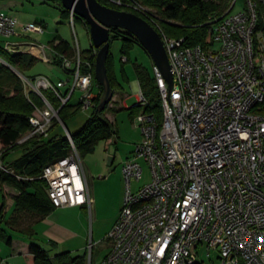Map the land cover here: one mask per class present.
<instances>
[{"label":"built area","instance_id":"1","mask_svg":"<svg viewBox=\"0 0 264 264\" xmlns=\"http://www.w3.org/2000/svg\"><path fill=\"white\" fill-rule=\"evenodd\" d=\"M110 1L133 9L159 32L173 84L170 89L153 63L163 119L159 122L149 112L136 117L143 139L123 165L124 203L105 237L109 252L100 264H194L202 246L225 264H264V0H246L238 10L233 0L227 12L211 20L207 44L193 46L184 44V37L167 35L161 19L139 1ZM75 15L71 10V25ZM20 26L23 31H44L40 23H21L0 10V34L16 35ZM75 37V57L49 54L34 41L5 43L9 52L28 51L51 62L59 55L68 75L58 81L22 76L27 92L43 104L29 99L34 106L31 130L19 142L47 136L55 121L63 123L60 110L77 90L82 93L81 110L96 107L94 68L82 58ZM122 61H127L125 55ZM137 88L136 105L147 104L139 84ZM67 136L73 151L44 168L49 197L57 208L91 205L82 159ZM142 161L151 181L133 191L132 180L144 178ZM0 168L13 171L1 159Z\"/></svg>","mask_w":264,"mask_h":264},{"label":"trees","instance_id":"2","mask_svg":"<svg viewBox=\"0 0 264 264\" xmlns=\"http://www.w3.org/2000/svg\"><path fill=\"white\" fill-rule=\"evenodd\" d=\"M54 1H56L60 9L62 17L68 20L70 18V10L64 8L61 0ZM99 1L113 8L137 13L131 8L116 5L110 0ZM136 1L155 10L152 9L161 19V27L167 35L178 39L184 37V44L190 46L197 44L206 45L211 36V20L227 12L232 4L230 0ZM78 19H81L89 29L86 21L77 15H75L74 23ZM117 36L122 37V55H125L128 61L130 49L134 44H141L137 37L124 29H112L111 39ZM49 46L57 54H65L70 57L75 54V51L71 50L69 42L62 38L60 34L55 35L49 42ZM93 50L94 47L92 46L90 49L82 51V55L84 59L91 61L95 79L96 55L93 54ZM0 56L22 75H24L23 72L25 70L30 69L39 60V58L29 52H9L2 45H0ZM55 58L57 59L54 60V63L62 67L60 56L56 55ZM83 69L85 70V68ZM107 69L114 89L119 84L116 81L111 52H109L107 57ZM135 71L142 94L148 101L147 104L135 106L142 107L143 112L154 113L158 121L161 122L163 119V106L155 73L151 74L147 68L141 65H136ZM95 81L98 83L96 79ZM97 88L99 90L98 105L103 87L98 83ZM45 94L50 101H56L49 92ZM29 99L36 104H43V101L34 92L26 91L23 78L16 71L6 64H1L0 159L13 171H5L0 168V187L3 190L2 186H8L15 191L11 197L14 202V211L9 219L4 217L8 207V199L10 198L5 190H3L5 201L0 207V240H4L7 244H12L13 240L12 235L7 230L27 233L28 235L34 234L31 225L28 227L24 226L25 220H27V216L25 217L24 214L33 213L37 220H40L57 208L49 197L47 191L48 183L42 175L46 166L67 157L73 151L67 135L51 136V132L59 126L58 121L54 122L47 136H32L19 142L31 130L30 116L34 111V106ZM54 105L59 107L60 103H54ZM97 105L93 108V113L85 124L76 133L70 134L81 158L84 154L93 152L101 139L109 140L116 133L102 117L109 104L103 111L96 113ZM80 110L79 101L76 105L68 103L61 108L60 117L65 122V117ZM18 148L24 150L23 155L13 162H6L7 155ZM4 224L7 226L6 228L3 227ZM25 259L26 264H88L87 252L78 255H73L70 251L52 254L50 249L44 248L37 240H31ZM194 264H203V261L197 260Z\"/></svg>","mask_w":264,"mask_h":264},{"label":"rangeland","instance_id":"3","mask_svg":"<svg viewBox=\"0 0 264 264\" xmlns=\"http://www.w3.org/2000/svg\"><path fill=\"white\" fill-rule=\"evenodd\" d=\"M230 1L232 2L233 0ZM1 2L2 0H0V4ZM245 4L246 0H237L234 10L243 8ZM28 5L26 3L25 7L29 8ZM33 11L47 16L45 22L48 24L44 31H23L18 28V35L7 36L0 34V40L3 44L14 42L15 38L20 37L22 38L20 39V42L34 41L39 45L48 47L49 40L55 32L59 31V33L63 34L69 40L73 48H77L75 33L82 51L92 47V39L89 29L81 19H78L74 25L63 21L59 15V9L53 4L42 6V4L39 3L37 8ZM122 46V37L117 36L111 39L110 52L114 64L116 81L119 85L115 86L113 99L102 115L116 133L109 140L101 139L93 152L86 153L81 158L84 168V177L88 179L89 182L93 177V179L97 181L100 180L105 182H98L96 186L91 183L90 194H92L96 200H93L91 205L88 203L86 204V209L82 214L83 216H81L80 222L74 219L76 229L82 231L80 236L73 239L70 243H63L58 247H52L51 244H48L45 241H40L41 245L45 248H49L52 254L62 251H70L71 254L78 255L87 252L88 264L91 254L93 257L91 264H100L102 259L109 252L110 245L105 237L110 231L113 223L119 218L120 212L118 213V211L123 206L126 191V184L122 170L123 165L134 155L136 145L143 139L139 123L136 121L137 115L143 112V108L135 106L139 101L138 96L140 95L138 88L135 89L133 86L134 82L139 84L135 66L141 65L147 68L151 74H154L153 61L141 45L134 44L129 52L130 58L126 62L122 61ZM72 57H75V54ZM3 60L4 58L0 56V65L5 64ZM13 70L16 71V73L19 72L15 68ZM23 73L27 77L45 75L54 81L66 80L68 78V75L59 64L40 58L30 69L25 70ZM61 90L64 91L63 88ZM26 91L29 90L27 89ZM81 95V91L77 90L70 104H78ZM92 113L93 109H89L69 114L65 117V122H60L59 126L51 132V136H65L68 132L70 134L76 133L85 124ZM23 153V149H15L7 155L5 160L6 162H13L20 158ZM142 163L145 167L144 178L139 181L135 179L132 180L133 191H136L151 181L148 165L144 161H142ZM2 187L11 197L12 194L15 193V191L8 186ZM3 190L0 187V207L5 201ZM13 211L14 202H10L4 213L5 219H9ZM75 211L78 210H68L67 212H69V215L73 218L71 213L74 214V216H77L74 213ZM24 216L26 217L25 214ZM31 222L32 219L25 220L24 226H30ZM3 227L6 228L7 226L4 224ZM7 231L10 232L13 238L18 242L29 240V237L24 233L14 230ZM0 246L2 248L0 254L7 255L11 252V247L6 244L4 240H0ZM198 255V259L202 260L203 264H225L217 256V253L212 252L210 255H207V250L204 246L200 248Z\"/></svg>","mask_w":264,"mask_h":264},{"label":"water","instance_id":"4","mask_svg":"<svg viewBox=\"0 0 264 264\" xmlns=\"http://www.w3.org/2000/svg\"><path fill=\"white\" fill-rule=\"evenodd\" d=\"M61 3L65 9L72 10L77 16L86 21L89 26L92 46L97 49L95 79L103 87V90L96 113L103 111L114 96V89L107 69L111 31L114 28L124 29L138 38L171 89L173 75L166 47L159 32L147 19L135 12L102 4L99 0H61ZM6 64L13 68L7 62ZM18 74L21 77L24 76L19 72Z\"/></svg>","mask_w":264,"mask_h":264},{"label":"crops","instance_id":"5","mask_svg":"<svg viewBox=\"0 0 264 264\" xmlns=\"http://www.w3.org/2000/svg\"><path fill=\"white\" fill-rule=\"evenodd\" d=\"M26 3L27 5L29 4L28 5L29 8L25 7ZM39 3L42 4V6L53 4V5H56V8L59 9L56 1L54 0H37V2L36 0H7V1L2 0L0 4V10L9 12L15 15L21 23H40L44 26V29H45V27H47V24H48L47 22H45V18L47 16H45L42 13H35L33 11L35 8H37ZM59 15L63 21L69 22V19L67 20L62 17L60 9H59ZM19 29H22L21 26L19 27ZM56 34H60L62 38H64L65 40L69 42V40L63 34L59 33V31L54 33V35L49 40V42L55 37ZM16 35H18V33ZM20 39L22 38L20 37L15 38L14 42H20ZM20 43H25V42H20ZM0 45L5 46V44H3L1 40H0ZM70 46H71V50H73L74 52L75 48H73L71 44ZM26 48L27 47H23V51H25ZM45 48H46L47 53L53 54L54 50L51 49L50 46L48 47L45 46ZM3 61L6 64V61L5 60ZM136 85H137V82H134L133 86L135 89L137 88ZM92 179L90 180V182L88 181V179L85 180L87 189L89 188L88 190L89 194H90L91 183H93V185L96 186L98 182H105V181H100V180L97 181L95 179L93 180ZM90 197L92 198V200H96V198L93 197L92 194H90ZM9 199H8V205L10 202L11 203L13 202L12 198H9ZM75 209L78 210L74 212L75 215L77 216H74V214L71 213V215L73 216L72 218L69 215L70 213L67 211L68 210L74 211ZM85 209H86V205L58 207L53 212H51L50 214H48L47 216H45L44 218L40 220H37V217L33 215V213H27L26 218L33 220L31 222V228H33L34 234L28 235L27 233H24L25 235L29 237L28 241L18 242L16 239L13 238L12 244H8L11 247V252L7 255L0 254V257H1L0 264H8V263L9 264H26L25 254L29 250V245H30L31 240H37L40 244H41L40 241H45L46 243L51 244L52 247H56V246L58 247L60 244H63V243H70L73 239L80 236V234L82 233L81 230L76 229V226L74 224V219L80 222L81 216H83L82 214L83 212H85ZM120 211L121 209L118 211V213ZM114 224L115 222L113 223V225ZM113 225L111 226L110 230L112 229ZM1 249L2 248L0 246V251ZM46 249H49V248H46Z\"/></svg>","mask_w":264,"mask_h":264}]
</instances>
